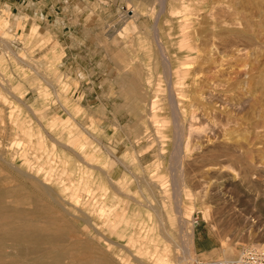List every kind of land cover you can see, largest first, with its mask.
Instances as JSON below:
<instances>
[{
  "label": "rangeland",
  "instance_id": "374dc122",
  "mask_svg": "<svg viewBox=\"0 0 264 264\" xmlns=\"http://www.w3.org/2000/svg\"><path fill=\"white\" fill-rule=\"evenodd\" d=\"M233 1L235 5L239 3L241 5L243 0ZM156 2L157 0H0V151L4 150L3 153L16 160L21 155L20 146L25 148L30 144L31 146L27 147L30 149H28L30 157L38 153L37 155H41L48 166L51 165L52 168L61 171L62 163L55 157L48 161V156L52 157L54 153L58 156L62 155L70 159L73 164L75 163L74 167L80 160L72 152L69 153V149L56 142L75 148L86 139L87 147H89L86 151H92L90 155L95 168L90 169L93 195L89 200L85 198L84 205H81L82 209L89 212L92 198L103 195L106 208L109 211H115L117 219L111 218L110 222L104 224L105 221L101 220L98 214H94L93 220L98 222L105 233L118 227L122 230L127 228L122 234L124 236L123 240L120 239L121 242L128 241V235L132 232L138 248H141L142 244L150 243L153 229L157 230L160 225L151 206L163 208L166 213L174 211L179 205L176 191L180 190V185H177L173 175L180 176V173H177L178 169L172 166L175 129L170 97H168V82L164 77L167 75V72H164L167 62L160 56L158 46L153 40L156 34L155 23L158 24L157 31L170 54L173 71L179 74L177 75L178 83L174 79L176 76L173 75L174 81L178 84L177 92L183 91L197 97L196 95L204 89V80L208 77L210 79L217 69V75L225 74L228 78L224 75V79L230 77L231 80H234L235 73L240 72L244 77L247 76V79L239 76L240 79L248 81L250 77L247 74L249 72L251 75V67L254 65L258 72L264 73V48H262L263 51L262 49L254 50L255 53L253 49L252 52L242 53V58L239 59L243 62H237L238 69L237 67L234 69V64L239 56L231 61H227L226 57L223 58L228 64L232 62L231 66L225 64L222 58L217 59L216 54L218 58L221 57L217 50L214 51L216 52L213 53L214 55L210 54L208 49L206 50L203 42L208 40L205 36L208 35L210 26L207 25V20H205L206 28L204 26L205 15L201 16L203 17L201 20L198 19L199 0H174L173 7L177 14L173 17H170L168 13L160 17L159 8H153L156 10L150 8ZM239 5L237 6L242 10L243 8ZM246 7L249 12L247 9L242 10L245 16L250 15L252 11L260 15L254 19L261 27L260 30L257 29L259 30L257 42H264V8L256 12L253 4L250 3ZM132 9L138 10L142 16L138 14L139 19L135 18ZM199 23L201 24L198 25ZM202 46L204 50L200 54L198 47ZM247 54L249 58L246 57ZM205 55L208 57L207 62H204ZM249 55H252L251 59ZM243 56L253 60V63L248 60V63L252 65L242 66L247 62ZM211 60H218L214 66L216 70L210 66ZM219 64L225 67L224 71L221 70L223 66ZM202 65L203 68L206 66L205 72ZM226 67L227 69L233 67V69L226 71ZM243 81L240 80V82ZM201 82H204V85ZM206 86L205 89L207 88L208 91L210 88L208 92H211L210 85ZM158 88L163 89L164 92L162 91L161 94ZM245 91L246 86L242 92L239 90L238 93L247 98L244 95ZM260 93L258 92L257 95L261 96ZM153 96L154 98L160 96L162 110L158 113V119L167 123L164 128L167 137L163 142L159 140L157 125L154 123L156 115L151 107ZM260 107L262 106L257 108V112H260L259 117L262 113ZM241 116L243 117V114L236 117V125L239 124V126L232 127L233 130L230 127L234 133L232 140L226 141L223 137L208 144L207 138L204 137L205 142L201 146L205 148L203 153L206 152V155L204 157L203 154L198 155L197 158L185 160L184 163V173L181 174L183 181H190L193 187L202 185L203 182L208 184L210 195L219 188H222L221 190L225 193H222L218 199H213L214 202L212 200L210 202L215 210V218L220 222V233L210 229L207 223L203 222L201 212L198 210L194 212V219L199 222L194 248L198 260L223 258L224 241L234 247L236 251L234 258L238 257L245 248L249 249L260 243L264 245V216L261 217L262 219L257 217L254 221L250 220V223L246 220L253 216L255 204L253 198L256 193L251 157L247 155L239 158L232 151L240 146L253 148L251 147L253 140L250 136H253L254 132L249 130L251 122L245 114L243 118ZM14 121L17 123L18 131L25 125L28 126L25 134L16 131ZM55 122H59L56 127H54ZM240 125L243 129H239ZM237 127L238 130H236ZM224 129L219 130L222 136L226 132ZM242 130L243 132H240ZM247 136L251 141H246ZM41 140L45 141L43 149L40 148ZM196 140L198 144L201 143L198 138ZM162 144L166 151L163 159L160 154ZM79 164L85 166L81 161ZM212 164L219 167L223 165L225 168L222 171H215ZM64 175L68 180L70 173ZM143 178L147 182L154 181L158 185L154 198L152 189L143 181ZM215 179H218L217 182ZM17 185L12 179L6 178L5 174L0 173V192L10 191L13 197H16L17 193L19 199L25 200V203L20 205L12 197L7 199L8 204H11L14 209L23 208L37 212L41 201L37 200L29 190L16 189ZM223 185H228V189L235 194L231 193L228 196ZM79 192H81L80 189L79 191L71 190L65 196L68 201L75 203V200L79 198ZM62 193L64 194L65 191ZM81 195L82 198L86 196L83 193ZM7 208L8 211H13L10 206ZM229 209H236L237 212L233 214ZM51 213L53 214L54 211L51 210ZM8 215L13 216L14 213L9 212ZM7 220L0 217V264L11 262L13 258L11 253L15 247L25 248L30 244H38L29 239L15 240L9 237L8 231L12 230L16 234L19 231L13 230L15 226L18 227V223ZM25 223L45 227L47 230L60 229L68 233L73 232L77 240H88L85 234L91 231L86 223L81 222L82 226L67 225L57 215L43 220L35 218ZM248 226L251 228L249 229ZM141 227H148V239L138 236L137 231ZM80 234H83L85 239ZM109 236L113 240H119L115 238V235L109 234ZM92 237L95 238L93 244L98 245V241L101 242L97 234H93ZM140 252L146 253L144 250ZM54 254L56 253L39 252L28 258L33 260V264L43 263ZM102 264L105 263L102 262Z\"/></svg>",
  "mask_w": 264,
  "mask_h": 264
},
{
  "label": "bare ground",
  "instance_id": "6f19581e",
  "mask_svg": "<svg viewBox=\"0 0 264 264\" xmlns=\"http://www.w3.org/2000/svg\"><path fill=\"white\" fill-rule=\"evenodd\" d=\"M173 3H174V0H157L154 6L150 8L152 9L159 8V13L161 15L160 17H162L163 14L165 15L167 13L170 17H173V16H176L175 14H177V12L174 11L175 9L173 7ZM250 3L254 5L255 7L254 10L256 9V12L257 11L260 12L262 8H264V6L261 7V5H263L264 3L262 2V0H243L241 2V5H239L240 3L237 5L241 6L243 8L242 10H245L248 8L246 7V5L249 6ZM198 4H199L198 19L201 20V18H203L201 16L205 15L206 17L204 18L206 19H204V21L207 20L208 21L207 25L210 26V30L207 33L208 35L205 36L206 38H208V40L204 41L203 45L206 46L205 48L206 50L207 49L209 50L210 54H213V53L215 54L216 52L214 51L217 50L219 52V55L221 56L218 58V55L216 54L217 59L222 58L223 60V58L226 57L227 61H231L232 59H234V57H237V56H239L237 57L239 59L242 53H246V52L249 53L248 51H251L252 49H253L252 51H254L256 49L264 48V42H261V41L257 42V40H259L258 31L260 30L261 27L259 26V22L257 24V22H255L254 19L258 18V16H260L259 14H256V13L254 14V12L252 11L250 15L245 16V14H243L244 12H242L240 7L235 5L236 3L233 0H199ZM132 10L135 13V18H138L137 17L138 14L139 16H142V14L138 10L136 9H132ZM153 10H156V9H153ZM178 13H182V12H178ZM154 23H155V20H154ZM200 24L201 23H199L198 25ZM157 25L158 24L156 22L154 25L156 34H155V39L153 40H155V43L158 46L160 56L162 58H165V62H167V68H166V71H164V72H167V75L164 77L166 81L168 82L167 83L168 90H169L168 97H170L169 101L171 105L170 107L171 113L173 114V119H172L173 125H174L173 128L175 129L174 131L175 134L173 133L175 135V138H174L175 142L173 145L174 146L173 148L174 149V153H173L174 160L173 159L171 160H173L172 166L178 169L177 171L179 172L177 173H180V176L179 175L177 176V174L173 173L175 174L173 175L175 176L173 179L177 181L176 183L178 186L180 185V190L176 191L177 202H179V205L177 206V208L174 209V211H167L166 213H165V210H163V208H158L157 206H151V210H153L152 212L155 214L156 216L155 218L159 221L160 225L158 226L157 230L153 229V233L151 234L152 239L150 243L147 245L142 244L143 246L141 248H138V243L136 239L134 238V233L132 232L128 235V238H129L128 241H125L123 243L121 242L120 239L123 240V236H124L122 234L126 232L127 228L122 230V228L118 227V228L110 230V232L108 233H105L102 231V228L98 224V222L93 220L92 216L94 214H98L101 220L105 221L104 224L110 222L109 220L111 218L117 217L115 211L114 212L109 211L106 208L103 202V199H104L103 195L101 197L97 196V197L92 198L90 202L91 209L89 212L84 211L82 209L81 205L83 204L84 201H86L85 198L89 200L90 197L93 195V186L91 185V182H92L91 170L95 168V165L92 164L93 162V159H91L92 156L90 155L92 151L90 150L86 151V149L89 148L87 147L88 141H86V139L84 140V142H81L80 144H78V146L75 148L69 145L62 144L61 142H58V141L56 142L62 147L69 149L68 150L69 153L72 152L77 157V159H79L82 163L85 164V166L80 165L79 164L80 161H78V164H76V166L74 167L75 163L73 164L70 159L63 157L62 155L58 156L54 153V156L53 155L52 157L48 156L49 158L48 161L51 158L55 157L57 161L62 163L63 169H61V171H57L56 168H52L51 165L48 166V164L43 161L44 158L42 159L41 155H37L38 153L36 154V156L34 155V157H30L29 156L30 149L27 148L31 146L30 144L29 146L26 145L25 148L20 146L21 155L16 160L15 158L10 157L8 154L3 153L4 150H2L0 151V173L5 174L6 178L8 179L10 178L16 184H18L16 186V189L23 188L24 191L29 190L33 194V196L36 197L37 200L41 201V203H39L41 206H38V210L35 213L33 211H28L23 208L14 209L13 206H11V204H8L7 202V199L12 198L13 194L10 191L0 192V217L6 218L8 220H12L13 223L15 222L18 223V227L15 226L13 230L19 231L18 232L19 235H17L18 233L16 234L14 231L10 230L8 231L10 232L8 236L15 240H20V239L28 240L29 239V241L31 242L38 243V244H30L25 248L15 247L11 253V255L13 256L11 262L5 263V264H33L32 263L33 260L29 259L28 257L33 254H38L39 252L40 253L44 252L45 254L46 253L47 254L56 253V254L51 256L49 259H46V261L43 263H34V264H98V263L102 264V262L105 264H196L195 261H197L198 258H197L196 252L194 251V248H195V241L197 238L196 233H197L199 222H197L196 219H194V212L197 210L201 212L203 215L202 216L203 222L205 221L210 229H215L216 231H219L220 233V230H221V229L219 230L220 222H218V220L215 218V210L210 205V202L211 200L213 201V199L215 198L218 199L222 195L223 191L221 190L222 188H219L217 190H214V194L210 195L208 193V190L210 189L208 184L203 182L202 185H196L193 187L189 183L190 181L189 182H187V180L183 181V179L181 178L182 177L181 174L184 173V168H185L184 163L186 162L185 160L197 158L198 155L201 156L203 154V157L206 155V152L203 153L205 148H202L201 146L202 144L204 145V142H205L204 140L206 138H207L206 142H208V144L214 143L215 141L220 140V138L223 139V137L224 139H226V141L232 140L233 135H234L232 131L233 130L232 127L239 126V124L236 125L237 124L236 117H239V115H242V114H243V117L245 114L247 116L246 118L248 119V121L251 122L249 130L250 131L252 130V132H254L253 134L254 137L250 136L251 140H253V145L252 143L250 145H252L251 147L253 148L248 149V146L247 148L240 146V148L238 147L236 148V150L232 149V151L239 158H243L249 155L251 157V165L253 166V174H252L253 182L255 183V186H256V189H255L256 193L254 194V198H253V200H255V204H254L253 216L247 218L246 220L248 223H250V220L254 221L255 218L257 219V217L261 218L262 216H264V187H263V184H264V180H263L264 179V73L258 72L257 67L254 65L255 67L254 66L251 67L252 69L248 67L249 69H251V75H249V72L247 74L250 77L248 81L245 80L247 79L246 78L247 76L244 77L243 75H241V73L238 70L237 72H239L240 75H238L239 73L238 74L235 73L234 80H231L230 77L229 79H226V78L224 79L223 76L225 74L224 75L220 74L221 76L217 75L216 74L218 72V69H217V72L212 74L213 76L211 75L212 77L210 79H208L209 77L207 79L204 78L206 79L204 80L205 83L201 82L202 84L203 83L205 84V85L203 84L204 89L205 87H207L206 85H210V87L212 88L211 92H208L210 91V88L208 91L206 90L207 89L206 88L205 89L206 92L204 91V89L203 90L201 89L202 91H200V93L196 95L197 97H193L189 94L184 93L183 91L177 92L178 84H176V82L178 81L177 75L179 74L178 72L174 73L173 71V64L170 60V54L168 53L166 49V44H164L162 37L159 35V32L157 31L158 30ZM205 25H206V21L204 23V26ZM198 34H201V33L199 32ZM203 47L204 46L198 47V50L199 48L200 50H202L201 52L200 50L198 51L200 54L203 53V50H204ZM257 52H259V50ZM206 55L208 56L207 53ZM258 55L260 56V54ZM251 56H250V59H251ZM206 57L205 58L202 57L204 58V62L208 61V57H207V60H206ZM246 57L249 58L248 54L246 55ZM246 57H244V59ZM247 58L245 59L247 61L246 64L242 66L247 67V66L252 65L253 60L251 61L250 59H247ZM238 59H236L237 60L236 64H234L235 66L233 65L234 69H236L237 66L239 67V65L237 64L241 60L240 59L238 60ZM248 60H250V62L252 63L250 62L248 63ZM217 61L218 60L216 61L211 60L212 65L210 66L214 67L217 64ZM227 61H225L226 63L225 62L224 63L228 64ZM258 62L259 61H257V63ZM229 64L231 65L232 62H230ZM241 64H244V63H241ZM219 65H222V64H219ZM206 66L204 68H206ZM210 66L209 68H212ZM204 68L202 65V69L205 72L207 69L204 70ZM221 68L220 69L224 71L225 67L223 66ZM231 68L233 69V67H228V69H231ZM228 69L226 71H228ZM214 70H216L215 67H214ZM219 72L223 73L221 71ZM236 74L238 75L237 77H236ZM173 75H175L176 77H174ZM225 76L228 78L227 75ZM239 76L241 77L243 76L242 78H245L244 79L245 81H243V79H240ZM173 77L176 82L174 81ZM240 80L243 82H240ZM245 86H246V91H245L246 94H244V92L243 94L246 95L247 98H244L238 93L239 90L242 92ZM157 90L160 93L162 91L164 92V90L161 88H158ZM157 90H156V93H158ZM258 92L261 94V96L257 95ZM152 101L153 102H152L151 107H152V110L154 111V114L156 115V119L154 122L157 125L156 131L158 132L159 140L163 142L164 139L167 137L166 132H164V128L167 123L166 122L164 123L158 119V116H159L158 113L161 112L162 110V105H160L161 104L160 96L159 97L155 96V98L153 96ZM259 106H262L260 107V109H262L260 110L262 112L260 117H259L260 112L259 113L257 112L258 111L257 108ZM243 117L241 116V118ZM258 118H260V120ZM58 123L59 122H55L54 127H56ZM14 125H15L16 131H18L16 128L17 127L16 121H14ZM241 126L242 125H240L239 129L240 128L243 129V127ZM230 127L232 128V130L230 129ZM27 128L28 126L25 125V127H23L18 132L25 134ZM220 129L222 130L224 129L226 131V132L222 131V132H225L223 136L220 135L221 134L219 131ZM236 130H238V127ZM260 130H263V131H260ZM236 132H239V131H236ZM240 132H243V130ZM71 137L72 136H70V138ZM204 137L205 139H203ZM197 138L198 140L201 141V143L199 141L200 144L196 142ZM244 139H246V137ZM247 140L251 141L249 140V137L246 139V141ZM29 141H32V140H29ZM233 143H236V142H233ZM22 144H19V145H22ZM224 145L226 144L224 143ZM258 146H261V147H258ZM226 147L228 149H231L229 146H226ZM40 148L41 149L45 148L44 140L40 141ZM164 149L165 148L163 147V144H162L160 147V150H161L160 154L162 156V159L164 158V154L166 152ZM212 165L215 167V168L213 167L215 171H219V170L222 171L225 168L223 165H221V167L214 165V164ZM66 173H70L68 180H66V177L64 175ZM214 176H216V174H214ZM260 180H263V181L260 182ZM143 181H145V183L149 185L148 187L152 189L153 198H154L157 194L155 190H156V187L158 188V185L154 181L147 182L144 178H143ZM223 186H225V192L227 195L232 193L231 190L228 189V185H223ZM76 189H78V191L79 189L81 190V192L78 193L79 198L75 200V203L68 201V198H66L65 195L69 194L71 190H76ZM117 189L119 188L117 187ZM62 191H65V193L63 194ZM82 193L86 194L84 198H82L83 197L81 195ZM232 194H235V193H232ZM15 195L16 197H13V198L17 201V204L22 205L25 203V200L18 198L17 193ZM75 196H76V193H75ZM155 199H156V202H158V199L157 198ZM219 203H222V202H219ZM7 206H10L13 209V211L12 210L8 211ZM198 207H201V209H198ZM227 208L228 206L224 210L226 211ZM51 210L54 211L53 214L51 213ZM229 210L233 214L237 212L235 211L236 209H229ZM9 212L14 213V215L9 216L8 215ZM219 213H221V211H219ZM56 215L58 216V218H60V220L63 223L67 225L80 224L81 222H83L84 224L86 223L87 226L91 228V231H87L88 233L85 234L88 240H77L73 232L68 233L60 229L47 230V228L45 227H40L37 225L32 226V225H29L28 223L27 224L25 223L27 222V220H33L35 218H38V220L40 219L43 220L45 218L50 219ZM38 222H41V221H38ZM248 228L250 229L251 227L248 226ZM148 231H149L148 227L146 228L141 227L138 229L137 234L140 238L148 239L149 237ZM93 234H97V236L99 237L101 241V242L98 241L99 243L98 245L93 244L94 239H95V238L93 239L92 237ZM109 234L115 235V238H118L119 240L111 239ZM80 235L82 236L83 234H80ZM83 238L85 239V237ZM39 242L41 243L39 244ZM46 244L48 246H45ZM249 249L264 250V245H262L261 243L256 244V245H253ZM141 250L146 251V253L144 254L140 252ZM222 251H223V257L225 258H234V256H236V253H235L236 251L234 247L230 245L229 243H227V241L223 242ZM123 254L125 256H123ZM129 261H131V263H129Z\"/></svg>",
  "mask_w": 264,
  "mask_h": 264
},
{
  "label": "built area",
  "instance_id": "2783aa9c",
  "mask_svg": "<svg viewBox=\"0 0 264 264\" xmlns=\"http://www.w3.org/2000/svg\"><path fill=\"white\" fill-rule=\"evenodd\" d=\"M196 264H264V250L245 248L236 258L201 259Z\"/></svg>",
  "mask_w": 264,
  "mask_h": 264
}]
</instances>
